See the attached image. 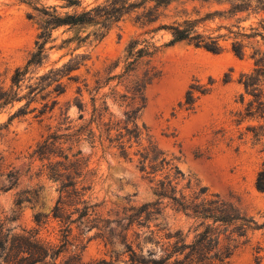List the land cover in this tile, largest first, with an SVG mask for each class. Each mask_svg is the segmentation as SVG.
Instances as JSON below:
<instances>
[{"label":"rangeland","instance_id":"1","mask_svg":"<svg viewBox=\"0 0 264 264\" xmlns=\"http://www.w3.org/2000/svg\"><path fill=\"white\" fill-rule=\"evenodd\" d=\"M80 1V7L68 8L66 0H0L2 86H10L15 70L24 67L34 52L40 9H56L60 15L79 13L107 0ZM153 8V3H147L128 13L100 41H93V36L82 43L71 41L76 36L87 37L92 28L55 30L47 45L49 59L37 72L43 74L76 55L87 54L85 65L72 74L77 80L65 79L66 92L50 114L39 118L32 113L10 121L23 103L0 114V221L12 234L38 230L40 240L61 247L65 226L53 217V210L67 180L51 179L53 169L64 175L71 172L84 206L92 207L89 220L72 226L71 245L58 262L64 263L84 247L85 264H129L128 245L146 259H159L162 244L176 241L167 239L168 235L180 231L187 243L194 240V219L169 199L158 206L160 214L144 224L149 228L136 224L127 230L129 210L157 203L154 188L167 176L166 170L151 174L149 160L141 163L147 152L151 158H166L182 172L178 191L190 201L219 195L258 225L264 223V193L255 186L264 161V117L242 118L252 97L245 94L241 83L242 75L251 74L256 60L264 55V41L250 37L264 24V12L216 15L203 21L200 32L228 35L222 42L224 51L215 55L188 42L167 46L172 36L161 27L226 12L229 4L178 0L156 9L154 22H149L145 16ZM138 38L155 43L159 51L132 75L140 80L152 77V81L144 91L145 107L136 119L140 137L129 141L125 128L132 129L133 124H127L125 113L130 108L115 102L113 95V90L125 94L126 89L120 79L111 77L123 73L122 65L112 66L123 59L130 41ZM236 38L245 41L242 58L231 49ZM192 85L207 93L196 92V103L187 110L183 104ZM241 95H245L244 102ZM96 108L104 113L102 120L95 121ZM46 141L49 148L40 155ZM67 155L75 162L71 166L64 159ZM143 165L145 171H141ZM67 191L71 193L72 188ZM37 214L42 216V226L35 222ZM146 237L154 242H144ZM242 241L229 264H257L256 257L264 264V229L249 231Z\"/></svg>","mask_w":264,"mask_h":264},{"label":"trees","instance_id":"2","mask_svg":"<svg viewBox=\"0 0 264 264\" xmlns=\"http://www.w3.org/2000/svg\"><path fill=\"white\" fill-rule=\"evenodd\" d=\"M66 1L68 2L66 5L68 8L82 5L80 0ZM176 1L178 0H107L105 3L89 10L64 15H60L56 9H40V33L35 42L34 52L24 67L15 70L9 87L0 84V114L6 109L13 108L21 103L23 105L13 113L10 121L32 113H37L36 117L39 118L50 114L59 104V98L66 92L65 79L69 81L77 80V77L72 76V74L85 65V62L89 59L87 54L76 55L61 67L51 68L43 74L37 72L49 59L48 51L50 48H47V45L52 41L55 30L63 27L70 29L92 28L87 37L76 36L71 41L78 40L82 43V41L89 40L91 36L95 38L93 41H100L125 15L133 10L147 3H153L154 8L149 10L145 17L149 22H154L155 15L153 13L156 9L169 6ZM201 1L227 3L230 8L226 12L207 14L201 19L185 20L182 23L161 27V29L169 31L172 36V40L167 46L188 42L190 45L204 49L209 53L221 54L224 51L222 42L228 39V35L214 36L213 34L200 32L199 26L203 21L211 20L216 15L237 16L247 12H264V0ZM260 25L259 29H254V33L250 37H258L264 41V24ZM229 33L233 34L232 31H229ZM235 35L240 36L241 34L235 33ZM244 45L245 41L237 38L231 43L233 53L239 58L244 55ZM158 51L159 47L149 40L132 39L125 50L123 59L116 61L112 66L118 68L122 65L123 69L122 74L111 78L117 77L120 79L121 84H124L126 89L125 94L113 90V95L115 102L130 108L125 113L127 124H133L132 129L125 128L129 141L132 139L137 141L140 137L136 119L138 113L145 107L144 91L152 81V77L147 78L145 76L144 79L140 80L133 79L132 75L145 59H152ZM241 83L245 94L252 97L246 106V113L242 114V118L246 116L251 118L255 116L264 117V55L256 60L255 69L251 74L242 75ZM196 92L205 95L207 89H196L193 85L190 86L183 104L187 107V110L193 109L197 99ZM241 99L244 102L245 95H241ZM94 102H96V99H94ZM136 105L137 107H135ZM79 108L82 110V104ZM106 108L108 109V106ZM95 112V121L102 120L104 113L97 110V108ZM110 130L109 128L108 131ZM48 148L49 143L46 141L40 146L39 154H46ZM120 148L122 155L126 157L127 150L123 143ZM64 159L68 161L70 166L75 163L70 161L68 155ZM147 160L153 163L150 166L151 174L166 170L167 176L164 180H160L154 188V195L159 198L157 203H146L139 208L133 207L129 210L132 213L127 217L129 221L127 230H132L136 224L140 228H149L144 224L152 216L160 214L158 206L165 199H169L178 207L179 211L194 219L197 227L195 232L197 233L191 243H187L180 231L176 232L175 235H168L167 239L176 238V241L162 244L163 257L159 259H146L142 254H137L133 246L128 245L130 252L129 264H229L240 246L245 243L242 240L247 238L249 231L264 229V223L258 225L253 218L242 215L233 204L223 200L219 195H212L214 199L204 198L200 202L190 201L178 191V183L183 174L176 166L172 165L171 161L162 158L160 155L151 158L149 152L142 154L141 163L143 164ZM76 163L79 164V160ZM145 170L146 167L143 165L141 171ZM64 174L57 171V169H53L51 176V179L55 181L59 180V177H65L67 180L62 183V195L53 210V217L59 219L65 226L61 247L55 248L40 240L38 230L24 231L23 234H12V230L0 221V264H85L82 258L84 247L81 253L75 254L64 263L58 262L62 253L71 245L72 226L81 224L85 219L89 220L92 215V207L84 206L83 195L76 189L77 184L71 177V172L67 175ZM255 186L258 192L264 193V161L257 175ZM70 188H72L71 193L67 191ZM41 217L40 214L35 215V222L38 226L44 224ZM150 233L154 235L152 231ZM136 236L137 239L142 238L140 234H136ZM144 242L154 241L151 237H146ZM141 244L142 242L138 244V248L142 252ZM152 255L151 252L150 256ZM261 259V257H256L257 264H261Z\"/></svg>","mask_w":264,"mask_h":264}]
</instances>
